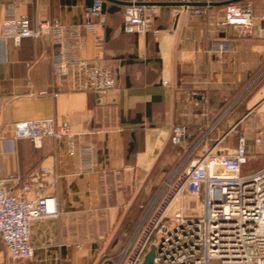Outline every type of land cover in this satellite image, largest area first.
I'll return each instance as SVG.
<instances>
[{"label": "crops", "instance_id": "0c3cea01", "mask_svg": "<svg viewBox=\"0 0 264 264\" xmlns=\"http://www.w3.org/2000/svg\"><path fill=\"white\" fill-rule=\"evenodd\" d=\"M176 1L184 6H159L147 35L125 34V6L107 1L102 14L88 8L93 0L0 3V32L12 16H28L33 25L48 20L82 27L87 48L77 56L98 62L116 81L99 100L78 90L54 65L57 51L47 37L7 44V60L0 61V135L12 137L8 124L54 118L95 145V170L81 175L80 159L51 139L17 140L7 152L0 144V179L7 188L17 193L29 182L33 191L27 197L57 201L58 216L32 227V264H97L109 252L116 256L140 202L169 180L217 121L209 143L241 122L233 132L246 136L254 152L255 136L264 133V39L242 38L221 26L229 0ZM251 1L256 26L263 27L264 0ZM199 3L214 5L195 6ZM194 8H205V14L195 15ZM97 37L104 38L101 50ZM256 84L242 117L227 111ZM176 127L189 134L182 146L170 141ZM43 171L49 174L42 177ZM0 244L4 251L1 238Z\"/></svg>", "mask_w": 264, "mask_h": 264}, {"label": "built area", "instance_id": "2783aa9c", "mask_svg": "<svg viewBox=\"0 0 264 264\" xmlns=\"http://www.w3.org/2000/svg\"><path fill=\"white\" fill-rule=\"evenodd\" d=\"M102 2L97 0L94 7L101 14ZM126 2L130 5L124 10V33L147 35L154 28L158 4L177 1ZM192 11L198 16L205 14V8ZM262 22L264 25V15ZM221 26L237 32L242 38L264 39V26H256L250 0L230 1ZM45 37L57 51L54 65L64 70V76L72 77L78 90L93 93L103 100L115 88L114 76L101 64L77 56L87 48L80 26L48 20L33 25L28 16L4 19L0 32V61L7 60L9 41L20 46L25 39ZM103 43L104 38H96L97 50L102 49ZM163 86H168V82L164 81ZM40 95H46V92ZM217 123L206 130L200 142L165 182L121 252L116 256L103 255L97 264H143L151 246L156 247L154 264H264V167L252 174L243 173L252 156L243 134L238 136L234 148L222 147L241 122L212 147L208 146ZM6 127L12 132L11 138L0 135V144L6 152L13 150L17 140L39 142L51 139L64 144L70 157L80 159L81 175L95 170V145L85 144V135L74 132L68 122L58 124L54 118H47L16 122ZM188 137L185 128L176 127L170 141L174 146H182ZM253 143L255 157L264 159V133L255 136ZM47 174L43 171L41 176ZM32 191L33 186L28 182L19 192H11L7 181L0 179V238L4 245V251H0V264H32L35 257L31 243L33 225L58 216L54 196L27 197ZM178 198L180 209L169 217ZM186 198L201 207H186Z\"/></svg>", "mask_w": 264, "mask_h": 264}, {"label": "rangeland", "instance_id": "374dc122", "mask_svg": "<svg viewBox=\"0 0 264 264\" xmlns=\"http://www.w3.org/2000/svg\"><path fill=\"white\" fill-rule=\"evenodd\" d=\"M103 1V0H102ZM251 1V0H250ZM4 0H0V3H3ZM253 3V2H252ZM227 6V5H226ZM224 20V19H223ZM258 88V84H256L255 86L253 85L251 88H249L246 93H244L240 98L237 97L236 99L234 100H230L231 102L229 103V107L227 108V111H230L231 109H233L234 111H240L241 112V117L244 115V112H245V108H246V105L247 103L249 102L250 98L253 96L254 92L257 90ZM226 111V112H227ZM228 113V112H227ZM227 134V133H226ZM225 136V135H224ZM238 134H237V131L233 132L225 141L224 143H222V147L224 148H230V146L235 143H237V139H238ZM208 146L212 147V143H209ZM252 154V156L254 155V152H250ZM255 156V155H254ZM264 167V160L263 159H255V158H251L250 159V163L249 165L244 168V171L243 173L244 174H248V173H253L255 171H258L260 169H262ZM164 188V185L163 183L159 186V188H157L156 190V197H154V200L157 198V195L160 194L159 192L162 191V189ZM152 194V193H151ZM154 195V196H155ZM185 202H186V207L188 208H191V207H194V208H197L198 207H201V205L199 204V206L197 204H192L191 203V199L190 198H186L185 199ZM180 204H181V200L178 198L174 204H173V207L171 209V212L169 214V217H172L174 216V214L176 212L179 211L180 209ZM126 244L123 245V247L118 250L119 252H121V250L124 248ZM0 249H2V245L0 244ZM118 252V253H119ZM113 255V254H112ZM110 256V255H109Z\"/></svg>", "mask_w": 264, "mask_h": 264}, {"label": "trees", "instance_id": "16d2710c", "mask_svg": "<svg viewBox=\"0 0 264 264\" xmlns=\"http://www.w3.org/2000/svg\"><path fill=\"white\" fill-rule=\"evenodd\" d=\"M96 1L97 0H93V2L88 6V8L89 9H93L95 7ZM230 1H235V0H229V2ZM101 10H102V13L105 11V2L104 1L101 3ZM156 190L157 189H155L149 197H146L143 201L140 202V208H139V211H138L137 218H136L135 222L133 223L132 227L130 228V230L128 232V235L126 236V238H125V240L123 242L124 244H126L128 242V240L131 238V236L134 234V232L136 231L137 227L139 226V223L144 218L148 207L154 201V197H156V195H155L156 194ZM108 255H112V254L109 252Z\"/></svg>", "mask_w": 264, "mask_h": 264}, {"label": "water", "instance_id": "95a60500", "mask_svg": "<svg viewBox=\"0 0 264 264\" xmlns=\"http://www.w3.org/2000/svg\"><path fill=\"white\" fill-rule=\"evenodd\" d=\"M103 1H107V2H111L114 4H118L121 6H129L130 3L128 2H124V1H119V0H103ZM230 2H226L224 3L225 6L228 5ZM164 5H172V6H184L183 3H171V4H158V6H164ZM193 5V4H192ZM208 5H214V4H207V3H199V4H195V6H201V7H207ZM156 256V247L155 246H151L150 251L148 252V254L145 256L144 258V262L143 264H154V259Z\"/></svg>", "mask_w": 264, "mask_h": 264}]
</instances>
